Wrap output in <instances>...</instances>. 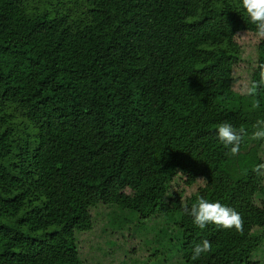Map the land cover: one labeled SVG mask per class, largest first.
Returning a JSON list of instances; mask_svg holds the SVG:
<instances>
[{"label": "trees", "instance_id": "16d2710c", "mask_svg": "<svg viewBox=\"0 0 264 264\" xmlns=\"http://www.w3.org/2000/svg\"><path fill=\"white\" fill-rule=\"evenodd\" d=\"M69 3L0 0V264H95L113 251L87 263L78 236L99 216L111 247L121 210L162 217L155 252L161 240L174 264H258L264 86L233 89L235 35L257 33L242 0ZM254 52L248 85L264 38ZM223 122L244 130L236 155ZM200 197L240 213L243 232L199 228L185 208ZM205 239L211 251L193 259Z\"/></svg>", "mask_w": 264, "mask_h": 264}, {"label": "rangeland", "instance_id": "374dc122", "mask_svg": "<svg viewBox=\"0 0 264 264\" xmlns=\"http://www.w3.org/2000/svg\"><path fill=\"white\" fill-rule=\"evenodd\" d=\"M28 1L31 4L45 5L49 8L71 6L69 0ZM259 37L256 32L247 30L238 31L235 35V41L239 45L242 60L232 67L231 75L234 80L233 89L239 93H245L244 88L248 85V75L255 60L254 46ZM261 157L264 160V150ZM261 182L264 184V177ZM254 200L256 204L264 206V200L256 197ZM102 211H105V207L96 210L99 213ZM161 220L162 217L160 216L148 222V219H140L131 211L121 210L118 212V216L110 221V225L116 233L113 242L110 244L111 247H109L102 231L103 221L98 216L91 232L82 233L78 236L81 253L84 257H88L87 263H91V260H96L94 257H97V254L102 250L113 251V253L108 252L99 255L95 264H102V260H105L103 261L104 264H174L175 254L173 255L172 251L164 252L160 239H158L161 244L159 252H155L156 247L158 248L159 245L155 242L154 236L163 231L165 227L162 225ZM98 247L103 249H100V251ZM253 257L258 261V264H264V243Z\"/></svg>", "mask_w": 264, "mask_h": 264}, {"label": "clouds", "instance_id": "9594fccd", "mask_svg": "<svg viewBox=\"0 0 264 264\" xmlns=\"http://www.w3.org/2000/svg\"><path fill=\"white\" fill-rule=\"evenodd\" d=\"M242 7L246 11L250 22L256 26L258 36L264 38V0H242ZM259 80L251 81L245 86L244 92L248 96H255L257 89L264 86V64L258 65ZM258 106L257 103L253 104ZM258 130L253 133L254 139H264V120L257 121L254 125ZM243 129L239 132L229 122L217 125V136L226 147L230 146V152L236 155L240 151ZM253 171L257 175H264V163L257 164ZM186 214L194 218V223L201 229L208 224H215L223 229H235L243 232V218L236 210L225 206L220 202H210L204 197L192 204L191 209L185 208ZM212 245L208 240H202L193 249V259H197L202 253L211 251Z\"/></svg>", "mask_w": 264, "mask_h": 264}]
</instances>
